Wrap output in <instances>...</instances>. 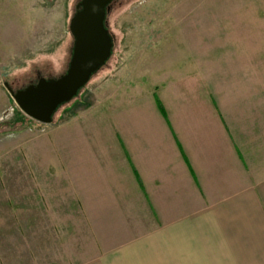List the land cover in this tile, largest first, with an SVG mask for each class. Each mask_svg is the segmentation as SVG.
Returning <instances> with one entry per match:
<instances>
[{"label": "crops", "instance_id": "0c3cea01", "mask_svg": "<svg viewBox=\"0 0 264 264\" xmlns=\"http://www.w3.org/2000/svg\"><path fill=\"white\" fill-rule=\"evenodd\" d=\"M160 116L31 144L27 212L0 179V264H264V149L224 113Z\"/></svg>", "mask_w": 264, "mask_h": 264}, {"label": "rangeland", "instance_id": "374dc122", "mask_svg": "<svg viewBox=\"0 0 264 264\" xmlns=\"http://www.w3.org/2000/svg\"><path fill=\"white\" fill-rule=\"evenodd\" d=\"M80 2L0 0V179L13 183L22 212L31 144L48 143L68 123L111 130L113 141L126 128L157 127L155 95L171 118L227 114L247 154L264 149V0H116L106 19L114 38L107 63L53 125L27 117L4 84L18 91L67 72Z\"/></svg>", "mask_w": 264, "mask_h": 264}, {"label": "water", "instance_id": "95a60500", "mask_svg": "<svg viewBox=\"0 0 264 264\" xmlns=\"http://www.w3.org/2000/svg\"><path fill=\"white\" fill-rule=\"evenodd\" d=\"M116 0H81L70 20L74 38L67 72L57 79L40 78L25 89L5 87L20 110L42 125H51L53 115L87 86L113 53L114 38L107 27L110 5Z\"/></svg>", "mask_w": 264, "mask_h": 264}, {"label": "trees", "instance_id": "16d2710c", "mask_svg": "<svg viewBox=\"0 0 264 264\" xmlns=\"http://www.w3.org/2000/svg\"><path fill=\"white\" fill-rule=\"evenodd\" d=\"M114 3H115V1H114L111 5H113ZM111 5H110V6H111ZM109 32H110V31H109ZM112 36H113V35H112ZM155 102H156V105H157V108H158L159 112H160L161 114H163L164 116H166V109H165V107H164L162 101L160 100V98H159L157 95H155Z\"/></svg>", "mask_w": 264, "mask_h": 264}]
</instances>
